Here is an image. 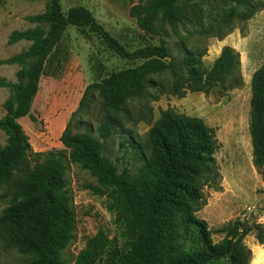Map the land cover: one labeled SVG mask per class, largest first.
<instances>
[{
	"label": "trees",
	"instance_id": "trees-1",
	"mask_svg": "<svg viewBox=\"0 0 264 264\" xmlns=\"http://www.w3.org/2000/svg\"><path fill=\"white\" fill-rule=\"evenodd\" d=\"M261 7L264 1L137 0L129 6V16L139 29L158 36L159 43L133 49L83 5L64 11L61 0H48L42 12L28 16L35 25L13 30L8 42L27 40L29 46L0 60V64L23 66L15 82L0 77V87L10 89L0 118V129L8 134L7 144L0 148V188L5 187L4 193L10 196L0 214V239L30 255L25 264H63L60 250L69 240L73 224V212L63 192L64 165L52 154L34 160L31 155L41 153L31 152L18 119L28 115L35 120L30 111L40 79L49 58L59 51L67 27L74 25L80 33H95L121 58L140 61L89 83L59 138L70 161L87 168L101 186L90 187L108 194L124 222L123 249L109 248L108 236L99 231L78 253L75 264H250L252 252L244 240L253 233L264 244L262 223L236 218L220 228L224 236L214 241L206 220L196 215L203 187L219 175L215 131L201 117L162 110L148 129L144 162L133 174L126 168L118 170L103 154L106 139L123 127L115 115L107 114L95 130L85 125L83 131H73L71 120L83 111L93 92L105 110L119 112L128 100L141 99L151 91L182 97L188 90L208 94L240 86V57L231 46H223L211 67L204 69L202 52L181 41L182 55L176 56L165 37L187 25L220 35L222 27L234 19H249ZM250 104L252 161L264 176V63L252 73Z\"/></svg>",
	"mask_w": 264,
	"mask_h": 264
},
{
	"label": "rangeland",
	"instance_id": "rangeland-1",
	"mask_svg": "<svg viewBox=\"0 0 264 264\" xmlns=\"http://www.w3.org/2000/svg\"><path fill=\"white\" fill-rule=\"evenodd\" d=\"M47 1L2 0L0 60L27 49L29 41L9 43L8 37L13 30L33 27L35 24L27 17L42 12ZM136 1L61 0V6L64 11L72 5L85 6L99 23L129 49L159 43L158 36L139 29L135 19L129 16L128 8ZM77 28L74 25L67 27L59 51L47 62L31 104L30 113L35 120L30 119L28 115L18 119L27 135L31 152L41 153L32 154L31 157L42 161L46 155L52 154L59 157L64 165L66 184L63 192L68 197L69 207L73 212V224L70 238L60 250L63 264H75L78 253L99 231L108 236L109 248L117 246L123 249L124 222L116 214L108 194H99L90 187H101L96 177L80 163L70 161L68 149L61 143L60 136L53 134L48 118L59 112L58 104H70L72 96H76L77 91L81 92L85 87V82L73 85L77 73L84 72L87 77L85 81L93 82L112 71L140 62L121 58L108 49L95 33L89 31L88 34H83ZM165 40L176 56L182 55L181 41L187 47L202 52L204 69L211 67L223 46H231L239 53L242 84L227 90H213L208 94L188 90L182 97L169 93L154 94L151 91V94L141 99L128 100L119 112L105 110L97 92H93L83 111L71 120L72 130L83 131L85 125H90L95 130L99 121L107 114L115 115L123 127L106 139L103 154L118 170L126 168L133 174L144 162L148 153V129L162 110L171 109L174 112L199 116L214 128L218 141L214 156L219 175L214 183L203 187V199L196 215L206 220L214 241H219L224 236V233L219 231L220 228L236 218L256 220L264 225V176L253 164L250 135L251 76L254 70L264 63V7L245 21L234 19L229 25L222 27L220 35L217 31L204 33L187 25L171 31ZM62 46L66 47L64 58ZM78 64L81 67L77 66ZM22 67L16 63L0 64V77L15 82L17 71ZM55 71L64 77L56 80V84L55 80H50V74ZM164 76L168 77L167 74ZM9 94L8 87H0V118L5 113L2 103ZM68 116L70 118L71 112ZM93 133L97 135L95 131ZM7 140L8 134L0 129V148L7 144ZM5 190V187L0 188V214L10 203V196L4 193ZM244 241L252 252L250 264H264V244H260L253 233L247 235ZM29 259L30 255L20 253L0 239V264H25ZM97 264L107 263L99 261Z\"/></svg>",
	"mask_w": 264,
	"mask_h": 264
},
{
	"label": "crops",
	"instance_id": "crops-1",
	"mask_svg": "<svg viewBox=\"0 0 264 264\" xmlns=\"http://www.w3.org/2000/svg\"><path fill=\"white\" fill-rule=\"evenodd\" d=\"M77 30H78V28H77ZM79 31V30H78ZM66 32V31H65ZM64 35H65V33H64ZM63 38H64V36H63ZM62 42V41H61ZM65 49H66V47L65 46H62L61 47V52H62V58H64V55H65ZM62 58H61V64L63 63V60H62ZM77 66H79V67H81L80 66V64H78ZM86 66V65H85ZM84 66V67H85ZM82 68H83V66H82ZM87 68V67H86ZM55 72H57V73H55ZM54 73H51L50 74V80H51V82H53V80H55V83L54 84H56V83H58L56 80H61L62 78H64L63 77V74H60L58 71H55ZM75 80H74V82H73V85H76V84H82V83H84L85 82V87L89 84V83H91L92 81H85V79L87 78L86 77V75L84 74V72H82V73H77L76 75H75ZM84 87V88H85ZM53 88H55V86H53ZM84 88L81 90V92H78L77 91V95L76 96H72V98H73V100H72V102L70 103V104H68V103H66V102H64V103H62V104H58V109H59V112H57L56 114H53V115H51V117H49L48 118V120H49V126H50V128L53 130V134L56 136V135H58V136H60L61 135V133H62V131L64 130V128H65V126H66V123L68 122V120H69V116H68V114H69V112H71L72 113V111L74 110V109H76V107L78 106V104H79V101H80V98H81V96H82V94H83V91H84ZM21 118V117H20Z\"/></svg>",
	"mask_w": 264,
	"mask_h": 264
}]
</instances>
